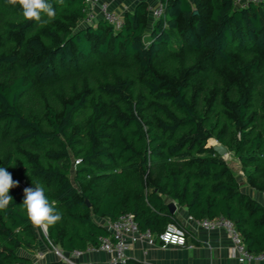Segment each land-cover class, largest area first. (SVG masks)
<instances>
[{
    "label": "trees",
    "instance_id": "trees-1",
    "mask_svg": "<svg viewBox=\"0 0 264 264\" xmlns=\"http://www.w3.org/2000/svg\"><path fill=\"white\" fill-rule=\"evenodd\" d=\"M48 2L56 16L44 23L0 0V167L19 182L0 211V264H68L20 253L40 241L64 254L98 249L109 236L100 221L124 215L157 236L181 225L166 199L197 221L230 220L263 253L264 205L208 142L264 192V0H160L151 29L142 2L120 31L103 20L80 27L85 0ZM37 183L62 217L46 236L20 205L21 185Z\"/></svg>",
    "mask_w": 264,
    "mask_h": 264
},
{
    "label": "crops",
    "instance_id": "crops-1",
    "mask_svg": "<svg viewBox=\"0 0 264 264\" xmlns=\"http://www.w3.org/2000/svg\"><path fill=\"white\" fill-rule=\"evenodd\" d=\"M109 5L110 9L125 16L129 12H133L139 3H145L149 11L148 27L151 29L155 22L152 17V10L155 9L160 0H101ZM99 6L90 9V13L94 16L95 21H101ZM86 19V18H85ZM97 24V23H96ZM95 24V25H96ZM92 25V26H95ZM89 26L82 25L80 27ZM91 26V25H90ZM229 157L230 152L227 154ZM226 155V156H227ZM226 156L224 157L227 162ZM231 159L236 167L240 169V163L231 155ZM230 166V163L227 162ZM232 170V169H231ZM238 177L240 189L243 193L264 205V192L251 188L245 181L242 172L232 170ZM165 202L169 205H175L174 215L179 220L180 224L187 230L188 238L185 247L169 246L162 248L159 244L151 247L146 242H139L129 253V259L140 264H240L233 252L231 241L223 230L205 231L198 224L197 220L190 217L188 210L185 207L179 206L176 202L166 199ZM102 224L105 220L100 221ZM109 255L103 251L83 255L77 264H90L107 262ZM245 264H264V262H248Z\"/></svg>",
    "mask_w": 264,
    "mask_h": 264
},
{
    "label": "built area",
    "instance_id": "built-area-1",
    "mask_svg": "<svg viewBox=\"0 0 264 264\" xmlns=\"http://www.w3.org/2000/svg\"><path fill=\"white\" fill-rule=\"evenodd\" d=\"M87 4L88 21H91L93 16L90 9L99 6L101 19L105 21L114 31H120L124 26V17L119 13L110 9L109 5L101 0H85ZM261 0H236L238 6H245L250 3H260ZM164 16V6L159 3L152 10V17L158 20ZM197 224L205 231L223 230L229 237L233 252L240 264L248 262H264V252L260 254L250 253L243 243L240 233L235 228L234 224L225 218H216L213 220L203 219L197 221ZM109 236L101 240L100 247L89 248L86 252L74 251L71 254H61V257L68 264H77L76 259L83 255L97 250L103 251L109 255L107 264L125 263L129 259V253L132 248L139 242H146L148 246L159 244L162 248L169 246L185 247L188 238L187 230L179 224L170 223L164 231L155 236L149 231H141L131 215H124L116 221L105 220L103 223ZM45 228V227H44ZM46 231V228H45Z\"/></svg>",
    "mask_w": 264,
    "mask_h": 264
},
{
    "label": "clouds",
    "instance_id": "clouds-1",
    "mask_svg": "<svg viewBox=\"0 0 264 264\" xmlns=\"http://www.w3.org/2000/svg\"><path fill=\"white\" fill-rule=\"evenodd\" d=\"M58 2L63 3V0ZM8 3L19 4L23 18L28 21L46 23L42 17L46 16L51 20L56 16V10L48 0H8ZM18 184L19 182L13 179L5 167H0V211L6 210L13 202V197L9 193ZM20 205L29 221L37 228L54 226L62 218L55 201H49L45 195V188L39 183L23 189V201Z\"/></svg>",
    "mask_w": 264,
    "mask_h": 264
},
{
    "label": "rangeland",
    "instance_id": "rangeland-1",
    "mask_svg": "<svg viewBox=\"0 0 264 264\" xmlns=\"http://www.w3.org/2000/svg\"><path fill=\"white\" fill-rule=\"evenodd\" d=\"M96 23H97V21H95V18L93 16L91 21H88L87 18L80 20L79 26H82V25H89V26L91 25L92 26V25H95ZM82 86H83V83H81V82H77V83H73V84L67 83L65 86V89H62V88L59 89L57 87L58 89L57 88L56 89L58 91V94L57 93H53V94L51 93L52 98L54 99L55 103L62 104V102H64L67 98H69V97H71V95H73L75 90L82 88ZM42 100H44L43 96H42ZM215 144L217 145L218 143L216 141H215V143H213L210 140L208 142V146H213ZM231 155H232V153H231ZM231 155H230V157L228 155L226 156L227 162L230 163V166H229L230 169L234 170L239 175L238 171H240V169L238 167H236L235 163L233 162V159H231V157H232ZM24 188H26V187L24 185H21L22 191ZM42 232L46 236V231H45L44 227L42 228ZM20 254L29 257L35 263H44V262H49V261H61L63 263H67L66 260H64V258L61 257V254H64V253L59 251L56 247H52L50 245L48 246V243H46L45 241H40L39 247L35 251L34 254H27L24 252H21ZM77 260H79V259H76L75 262Z\"/></svg>",
    "mask_w": 264,
    "mask_h": 264
},
{
    "label": "water",
    "instance_id": "water-1",
    "mask_svg": "<svg viewBox=\"0 0 264 264\" xmlns=\"http://www.w3.org/2000/svg\"><path fill=\"white\" fill-rule=\"evenodd\" d=\"M212 148L214 149V151L218 155H220L223 158L228 154V150L224 146H222L220 144H217V145L215 144V145L212 146ZM86 204L89 206V203L88 202H86ZM168 208H169V211H170L171 214H174L175 213V209L176 208H175V205L173 203H170L168 205Z\"/></svg>",
    "mask_w": 264,
    "mask_h": 264
},
{
    "label": "bare ground",
    "instance_id": "bare-ground-1",
    "mask_svg": "<svg viewBox=\"0 0 264 264\" xmlns=\"http://www.w3.org/2000/svg\"><path fill=\"white\" fill-rule=\"evenodd\" d=\"M213 143H215V141L212 140Z\"/></svg>",
    "mask_w": 264,
    "mask_h": 264
}]
</instances>
